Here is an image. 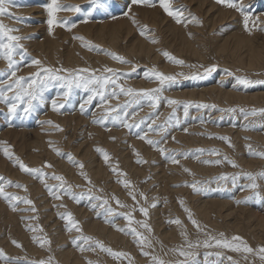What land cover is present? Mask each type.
Wrapping results in <instances>:
<instances>
[{
	"label": "rangeland",
	"instance_id": "374dc122",
	"mask_svg": "<svg viewBox=\"0 0 264 264\" xmlns=\"http://www.w3.org/2000/svg\"><path fill=\"white\" fill-rule=\"evenodd\" d=\"M58 1L64 6H79L80 8L79 12L60 11L57 13L58 20L66 19L76 23L77 26L71 31L53 25L52 32L49 33L47 7L44 9L45 13L40 10L42 14L39 9L47 6L51 0H6L4 8L6 9V13H10L11 16L7 14L0 15V22L7 27L19 29L18 32L12 34L24 37L20 43L24 46L23 51H25V59L24 63L21 65L20 71L17 73L18 76L28 77L37 71V66L30 64L32 59H39L44 66L59 67L62 65L64 68L69 69H74L76 67L75 69L91 68L102 71L104 67H110L125 74L119 79L118 83L122 84L125 88L138 90L156 88L159 86L157 81L145 78L144 76V73L153 66L166 74L183 73L185 76H191L194 73H203V69L199 67L200 65L207 67L215 64L217 65V71L203 80L184 79L183 76H178L177 82L170 88H166L162 93V97L175 99L181 102L214 104L217 107L215 109H197L195 107H189L188 116L185 117L182 105L169 106L166 100L162 98L159 107L155 110L160 113V118L156 123H163L171 115L172 109L176 108L172 125H175L176 119H179L180 124L178 127H168L167 132L163 133V135L167 137V140L165 143H162L160 147L168 149L169 151L161 154L145 141L137 138V133L143 134L148 131V124L151 123L150 120H145V123L141 124L139 129L134 128L131 131L122 126L113 125L111 122L104 126L95 124L92 122L94 119L92 114L96 113V115L99 116L103 111L100 106L99 98L94 99L91 104L86 105L88 109L87 113L81 114L80 104L91 95L90 92L85 91L83 88L73 89L65 108L61 109L60 112H54L51 109L52 99H57L58 103L64 102L63 98L58 96V93L63 91L58 84H54L44 93L45 99L48 102L44 105H37L36 110L30 114L23 112V105L17 109L15 114H11L8 112L7 105L0 103V176L15 183L26 185L27 191L15 187H6V191L12 192L20 197L31 199L37 209L35 213L31 211H22V209L32 206L19 203L17 211H12L9 205L0 198V248L4 250L5 254L12 258H18V264H24L25 259L33 261L47 259L49 255L54 257L56 264H70L65 261L69 258V262H72L71 260H73V257H75V259L79 258L81 264H87L89 260L92 261L93 264H129L130 260L131 264H152L151 255H155L165 261L184 259L183 257H179L178 253L170 251L173 248L183 246L185 250L194 252L197 264H206V253L209 252H219L220 255L218 257L216 255L207 256V264H232L235 260L232 258L230 260L229 257H233L237 252L230 249H220L217 247L205 248L203 246L187 249L185 237L179 234L182 230H186V232H188L187 240L193 243L197 240L202 242L206 239L203 233H198L196 228L190 223L179 201H184L185 206L191 209L193 217L205 227L206 231H208L214 228L213 224L204 223L201 219L200 211H198L202 201H205L207 198V200L214 199L224 201L223 206H219L218 204L214 205L210 215V218L215 221V223H221L224 219L225 224L222 225L224 228L222 226L220 227V225L214 228L216 229L215 232L217 231V236L221 232L225 234L228 232L230 236L238 234L241 237L243 235L242 239L248 237V235L254 237L260 236V239H257V244L254 242L252 243L250 239V241L246 240V238L243 239V241H247L246 244L253 249H258L261 245L264 246V235H261L262 233L259 229H256V221L254 220L255 217H264V178L258 175L261 171H264V159L251 156L249 154V149L246 147L251 144L254 150L264 151V127H261V125L264 124V116H249L248 119L245 120L244 114L239 110L243 108L245 111H251L253 108H264V83H260V81H264V40L262 41V39H264V30H262L264 29V23L262 22L263 16L261 14V12L264 13V0H240L245 9H247V14L249 13L250 32L245 30L243 16L239 15L241 14L240 12L224 4L222 6V4H218L217 2L214 3L216 6L220 5L219 8L217 7L219 10L234 11V14L239 18L234 20H232L233 18H231V20L224 19L223 21L214 23V21L212 22V20H210L212 17L210 18L209 15L215 13L213 11L209 12L210 14L206 13L205 10L207 8L205 7H202L204 12L200 11L197 3L199 0L193 1V3H190V0H174L173 7H182L184 11L186 10L184 12L186 18L190 19L191 16H195L202 23H188L187 27H185L183 24H177L173 18L165 15V13L157 7L160 15L159 17H162L164 20H166L167 17L168 21H166L171 23V25H178L175 29H172L173 31H166L162 23H152L148 19L138 15L140 13L137 12V10L135 11V8L142 7V9H148L150 12L153 8L131 5L130 0H97L95 5L92 0H82L81 2H76L75 0ZM129 8H131L133 12L129 15L135 14L139 24L147 25L149 29L154 30L150 32L149 35H154L158 39V43L153 44L149 39L139 35L137 26L133 25L129 17L124 15L125 12L129 11ZM89 11L92 12L91 17H87ZM41 15L43 17H41ZM86 17V24L89 21V23L94 26L99 25V23L111 22L125 17L130 22V27L132 28L131 34L126 38H124V35L121 40H119L117 48L112 47L107 41L103 43L102 41L104 39L100 37L98 38L101 40H97L96 37H94L97 36L95 33L94 36H92L83 32L82 27L86 25L84 22ZM207 17L209 18L207 19ZM112 18H115V20ZM93 22L94 24H92ZM79 29L81 31V33L79 31L80 34L77 33ZM234 32L235 34H243L258 39L256 40L258 44L256 51L252 55H250L249 49L246 46H241L238 42H234V37L228 39V41L225 40L226 37H231V35L234 36ZM180 33L186 34L185 36L187 37L189 33L192 34L191 37H188L189 40L192 38V42H189V44L196 45V47H198V49L196 48L198 52H190L189 50H185V48L180 51L181 46L172 38V34L178 36ZM56 34H58V42L61 41L59 43V48L56 49L55 52H52V54L41 42L45 41L46 37H55ZM74 36H83L86 41L98 46L99 49L117 53L125 57V59L131 63L121 64L106 55L104 51L97 50L96 48L88 50L82 46L80 40L74 39ZM139 37L146 43L148 41V45L154 46L156 51L153 49L154 54L152 53V56L149 55L148 57L146 53L138 52L137 47L135 50L132 49V44H137V38ZM33 47L37 49V52L36 50H32L34 49ZM71 48H73L75 52L77 51L76 54L80 60L79 64L78 62H73L74 64L71 61L69 62L68 57L66 59V55L69 54ZM164 51H167L178 59H183L185 65L179 66L167 60L162 54ZM43 53L45 56L42 55ZM52 55L53 59L50 57ZM16 59H19V56H17ZM76 63L78 64L77 66L75 65ZM109 63L112 64L110 65ZM189 65H194L195 67H189ZM6 67V62L0 59V69ZM23 68L30 71H24ZM133 68L135 70H133ZM225 70L231 71L234 75H227ZM236 76H246L255 83L248 88H243L238 85L234 88L233 85L236 84ZM0 79H2V77H0ZM227 91L229 94H224ZM9 95H11V93H9ZM129 99L131 98L121 95L118 100L112 99L110 104L111 106H115L118 103L124 104L125 101ZM142 104V110L136 105L128 109L129 113L136 112L134 117H129L130 123H137L153 112V109L148 106L147 101H142ZM233 107L236 108L237 111L228 112L219 110ZM51 113L56 114L59 118L51 115ZM114 114L115 113H113V115ZM78 118H81V120H79L78 124H76L77 126H75L74 122H77ZM45 121H52V124L44 123ZM66 124H68V126ZM54 125H59L63 129V132L61 131V133L55 130ZM184 128L188 129L187 133L183 131ZM253 128L254 130H252ZM36 129H42L40 131L41 134L45 132L47 136H45L44 140L38 136L39 133H36ZM99 130H101V132ZM94 133L97 134L95 135ZM48 136H52L53 139ZM56 136L58 138H56ZM210 136L212 138H209ZM219 136L229 137L232 147L229 146L227 141L218 139L217 137ZM111 137H115V140H112ZM173 137H175V140H173ZM148 138L160 140L161 137L155 133L149 132ZM48 139L52 142L53 147L50 146V141H48ZM34 140H37L39 145L44 144L39 148L37 145H33ZM107 142L116 144L113 146L107 144ZM4 147H8L11 153L19 157L30 167L40 168L45 162L51 164V168L43 169L49 177L52 174L63 175L67 184L72 186L71 191L73 193L77 195L84 193L85 195L79 202H76L70 196L63 193H61L62 199H54L49 195L39 178L23 173L18 166H14L12 162L5 158L3 154ZM52 148L59 149L60 152L65 155H57ZM97 148L103 149L109 154L110 159L107 163L103 159V154L96 151ZM198 149H204L205 151L200 153L197 151ZM211 149H217L220 155H209V150ZM134 150L139 152V157L134 154ZM171 150H175L179 153H188L189 156L187 159L178 156L177 158L180 163L173 164L168 158L170 155L174 154ZM69 153L76 161L84 164L83 171L86 172L87 176L90 178L91 184L79 174L81 169L75 167L73 163L67 159V154ZM84 153H88V155L84 157ZM32 154H37L35 160L31 157L33 156ZM224 156H227L229 160L235 161L239 167L234 168L227 162H222L219 165L214 163L205 164L202 162L204 160H222ZM197 157H199V159H197ZM138 158L146 160L147 163L137 164L136 160ZM99 163L103 165L104 171L100 176H95L93 173V170H95L94 166ZM60 164L63 165L60 166ZM112 168H116L118 173L126 175H118L112 171ZM184 168L190 169L192 174L185 172L183 170ZM245 173L256 175L255 182L258 184L257 189L245 187L252 183V181L246 178L244 175ZM221 174H228L229 180L227 182L218 180L217 178ZM236 174H239V178L237 179L236 185L233 186L231 177ZM118 180L131 181V189H126ZM194 181H201L202 183L211 181V183L207 184V187L212 190L193 193L190 187L175 186L184 185L185 183L191 184ZM46 182L49 185L60 183L50 178L47 179ZM77 185H79V187H77ZM100 189H102V191H100ZM130 190L136 194L137 201H139L138 205L131 199L129 195ZM89 193L92 196H101L107 199L108 203L104 208L98 206L93 209L92 204L99 205L103 201L90 200ZM139 193H143L144 196L147 197V202H145ZM255 193H259V196H256ZM113 196L118 198L122 204L127 205V207L118 206L116 200L112 198ZM246 198H248L247 203H237V201H242ZM153 202L156 203V207H149ZM61 204L65 205V207H58ZM54 205L56 206L54 207ZM139 206L149 207L148 217H144L143 214L139 212ZM108 207L113 210L111 216H108L105 211ZM134 208L136 210H133ZM67 212H71L73 218L79 221L82 233H77L75 230L72 232L66 230L67 222L60 219L59 214ZM120 213H130L133 221L132 224L129 225V220L125 219ZM9 215L12 216L11 220H9ZM32 216H36L37 219H22V217ZM106 217L108 220L112 221V223H105ZM176 218L182 221L183 226L186 225L182 227L168 222ZM251 220L255 222L253 223ZM135 221L148 223L153 231L149 233L146 229L137 225ZM94 223L106 227L109 231L105 232L106 234L98 233ZM26 225L36 227L37 231H29ZM130 226L137 228V230L141 232L143 236H146L151 243H155H152V249L144 248V251L151 253L150 256H144L141 252V246L135 242L134 236L126 234ZM118 228H124L126 231H118ZM40 229L43 231H40ZM249 229L254 230L251 231L253 234L249 232ZM112 231L119 232L121 239L111 238V240L107 233ZM162 232L167 233V238H164L167 242L166 244L156 243V240L158 241L159 237L162 236ZM208 232L212 235L210 231ZM228 234H226L225 237L230 239L227 236ZM34 235L49 239L51 241L50 246L45 245L43 248L39 247L32 241ZM79 235L91 236L93 240L103 242L106 247H110L113 251H122L130 254V256L114 258L108 253L101 251L99 248H97L96 251L81 252L78 250L77 246L72 243L73 239ZM152 236L154 239L150 238ZM12 239L20 242L23 247H15L11 243ZM79 243L83 244L82 241ZM157 244L161 248H158L156 246ZM163 245L169 249L165 250L162 248L164 247ZM84 247H87V245H84ZM244 255L249 257L248 260L254 257L253 259L257 262H262L255 253H243V256ZM246 263L249 264L250 262L246 261ZM0 264H5V261L0 259Z\"/></svg>",
	"mask_w": 264,
	"mask_h": 264
},
{
	"label": "snow or ice",
	"instance_id": "6c2138e0",
	"mask_svg": "<svg viewBox=\"0 0 264 264\" xmlns=\"http://www.w3.org/2000/svg\"><path fill=\"white\" fill-rule=\"evenodd\" d=\"M6 0H0V15H9L10 13H6V9L4 8ZM93 4L95 5L97 3V0H92ZM218 4H224L229 8L235 9L236 11L240 12L243 16L244 26L246 31H251L249 28V20L250 17L246 12V9L244 5L240 2V0H216ZM131 5H139V6H146L149 8H157L159 7L167 16L173 18L177 24H183L185 27H187L188 23H195V24H201L202 22L199 21L195 16H191L190 19L186 18L184 16V10L182 7H173V0H130ZM49 19L47 21L49 25V33L52 32V26L57 25L63 28H66L68 31H71L73 28H75L77 25L74 22H70L66 19H57V13L60 11H72V12H79L80 8L79 6H64L58 2V0H51V2L46 6ZM131 12V8H129L128 12H125L124 15L128 16L133 25L137 26L139 35L142 37H145L146 39H149V41L153 44L158 43V39L152 35L150 36L149 33L154 31L148 28L147 25L139 24L136 20L135 14L129 15ZM92 12L89 11L87 14V17H91ZM87 17L85 18L84 22H87ZM20 19V18H16ZM264 30V29H262ZM19 29L16 28H10L5 26L2 22H0V59H3L7 67L4 69H0V103H4L7 105L8 112L11 114H15L17 109L23 105V112L26 114H30L31 112L36 110L37 105H44L48 101L45 99L44 93L52 87L54 84H58V86L63 89L62 92L58 93L59 97L63 98V103H58L57 99L51 100V109L54 112H60L61 109H64L70 95L72 94V91L74 88H83L85 91H88L91 93L87 97L86 100H84L80 104V112L81 114H86L88 109L86 108V105H89L92 103V101L96 98H99L100 106L103 109L101 114L99 116L96 115V113H93V123L104 126L111 122L113 125L122 126L124 128L129 129L131 131L132 129L136 128L139 129L140 125L145 123V120H150L151 123L148 124V131L144 132L143 134L137 133V138L140 140L145 141L148 145L152 146L154 150H158L161 154H164L168 152V149H165L163 147H160L162 143H165L167 140V137L163 135V133H166L168 130V127L172 126H179L180 121L179 119H176L175 125H172V120L175 117L176 108L172 109L171 115L165 120L163 123L157 124L156 121L160 118V113L155 111L159 107L160 100L163 98L166 100L167 105L173 106V105H182L184 116H188V110L189 107H195L197 109H215L217 106L214 104H208V103H192V102H181L175 99H169L167 97H162V93L166 88H170L177 82L178 76H183L184 79H206L209 75L217 71V65L212 64L210 66H204L200 65L199 67L203 69V73H194L191 76H185L183 73H177V74H166L164 72H161L156 69L155 66H153L151 69L147 70L144 73L145 78L148 79H154L158 82L159 86L156 88H150V89H132V88H125L122 84L118 83L119 79L125 75L124 73H120L119 70L110 68V67H104L103 70L99 69H91V68H79V69H69L64 68L62 65L59 67H51V66H44L42 64V61L39 59H32L30 61L31 65L37 66V71L32 73L30 76H18L17 73L20 71L21 65L24 63L25 59V51H23V45L20 43L24 37L14 35L12 33L18 32ZM191 37V33L188 34ZM74 39L80 40L82 42V46L85 47L88 50H92L93 48H96L97 50H101L98 48V46L91 44L90 42L86 41L83 36H74ZM104 51L106 55L111 57L113 60L120 62L121 64H129L131 63L125 57L109 52L106 50ZM167 60L173 62L176 65L184 66L185 61L183 59H178L177 57L171 55L167 51H164L162 53ZM19 56V59H16V57ZM189 67H195L194 65H189ZM133 70H135L133 68ZM226 74L229 76L234 75L231 71L225 70ZM236 84L233 85V87L241 86L243 88H248L251 85H253L255 82L251 79H248L246 76H236ZM260 83H264V81H260ZM11 93V95H9ZM123 95L125 97H130L131 99L126 100L124 104H116L115 106H111L110 101L112 99H119V97ZM142 101H147L148 106L153 109V112L146 118H142L137 123H130L129 117H134L136 115V112L129 113L128 109L132 107L133 105H136L141 110L143 108ZM107 106V107H105ZM220 111H228V112H235L237 111L236 108H228V109H219ZM240 112L244 114L245 120L248 119L249 116H257L261 115L264 116V108H253L251 111H245V109L240 108ZM113 113H115L113 115ZM44 123L52 124V121H45ZM261 127H264V124L261 125ZM55 130L57 131H63V129L59 125H54ZM247 130V126H246ZM254 130V128L252 129ZM183 131L185 133L188 132L187 128H184ZM152 132L156 135H159L161 138L160 140H153L148 138V133ZM209 138H212L211 136ZM218 139L222 141H227L229 143V146L232 147L231 141L229 137L226 136H219ZM112 140H115V137H111ZM247 139V138H246ZM173 140H175V137H173ZM6 143V142H5ZM50 146L52 142H49ZM249 149V154L254 157H259L261 159H264V151H257L252 148V145L249 144L246 146ZM53 151L56 152L57 155L63 156L64 153H61L59 149L53 148ZM97 152H100L103 154V159L107 163L110 159L109 154L104 151L103 149L97 148ZM174 154L170 155L168 158L173 164H179L180 161L177 158L178 156H182L184 159H187L189 154L188 153H179L175 150H171ZM200 153H203L204 149H198L197 150ZM3 154L5 158H7L10 162L13 163L14 166H18L20 171L23 173H26L28 175L37 177L40 179V181L44 184L45 189L48 191L49 195H51L54 199L60 200L62 199V195L66 194L70 196L73 200L76 202H79L80 199L85 195L84 193H80L77 195L76 193H73L71 191L72 186L70 184H67V181L63 175H56L52 174L50 177L46 172L43 171L44 168H51L52 165L48 164L47 162L44 163L40 168H33L25 164L19 157H16L13 153L9 151L8 147L3 148ZM134 154L139 157L140 154L138 151L134 150ZM209 155L219 156L220 153L217 149H211L209 150ZM67 159L73 163V165L79 169L80 175L89 183L91 184L90 178L87 176L86 172L83 171L84 164L82 162L76 161L73 156L69 153L67 154ZM199 159V157H197ZM205 164H216L219 165L222 162H227L232 167L236 168L239 167L235 161L229 160L227 156H224L223 159H217L215 161H209L204 160L202 161ZM137 164H144L147 163L146 160L142 158H138L136 160ZM185 172L191 173V170L188 168L183 169ZM112 171L114 173H117L118 175H126L123 173H118L116 168H112ZM247 179L252 181V183L246 185V188L249 189H257L258 184L256 181V175L252 173H245L244 174ZM261 178H264V171H261L258 174ZM53 179L56 181H59V184H53L49 185L46 180L47 179ZM239 178V174L233 175L231 177V183L233 186L236 185L237 179ZM220 181L227 182L229 180L228 174H221L218 178ZM119 183L123 184V186L126 189H131V181L129 180H118ZM211 183V181L208 182H201V181H194L191 184L185 183L184 185H175L176 187L180 186H186L190 187L193 190V193H199V192H207L212 189H209L207 187V184ZM199 185V186H198ZM6 187H15V188H22L24 191H27V186L15 183L11 180L6 179L3 176H0V198H2L11 208L12 211H17V207L19 203H23L26 205H30L32 207L22 209V211H31L33 213L37 212V209L34 206V203L31 199L27 197H20L12 192L6 191ZM79 187V185H77ZM102 191V189H100ZM129 195L131 196V199L136 202V204H139V201H137V196L133 191H129ZM141 197L147 202V197L144 196L143 193H139ZM256 196H259V193H255ZM116 200V203L120 207H127V205L122 204L118 198L115 196L112 197ZM89 199L90 200H102L103 202L99 205L92 204V208L95 209L98 206L100 208H104L105 205L108 203L107 199H104L101 196H92L89 193ZM247 199L242 201H237V203H247ZM181 208L183 211L187 214V218L190 221V223L196 228L198 233H203V235L206 237L205 240L202 242L197 240L195 243L192 241L187 240V232L186 230L181 231V235L185 237L186 239V248L187 249H194L198 248L200 246H203L205 248H224V249H230L235 252H243V253H255L258 258L261 261H264V246L259 247L258 249H253L250 246L246 244V242L243 241L242 237L239 236H232L231 239H228L225 237L224 233H219L218 236L211 235L208 231L205 230V227L202 226L194 217L191 209L185 206L184 201H179ZM56 205H54L55 207ZM58 207H65V205H59ZM149 207L155 208L156 203L153 202L149 205ZM149 207L139 206L138 210L140 213L143 214L144 217H148L149 215ZM133 210H136L135 208ZM108 216L112 215V208L108 207L105 209ZM99 215V214H98ZM120 215L124 216L125 219L129 220V225L132 224V219L130 213H120ZM60 219L65 220L66 223V230L68 232H72L75 230L77 233H82V228L79 225V221L75 220L73 218V214L71 212L67 213H60L59 214ZM24 220H35L37 219L36 216L32 217H22ZM169 223L182 225V221L179 218L173 219L168 221ZM105 223H112V221L108 220L107 217L105 218ZM137 225H140L144 229H146L149 233L153 231L151 226L146 222L141 221H135ZM27 229L31 232H36L37 228L33 227L31 225H26ZM118 231L125 232L126 230L124 228H118ZM40 231H43L40 229ZM126 234H131L135 238V242L141 246V252L144 256H150L151 253L148 251H144V248H151L152 243L151 241L141 234L135 227H129L127 229ZM32 241L36 243L39 247L43 248L45 245L51 244V241L47 238H41L39 236L34 235L32 237ZM80 241L83 242V244L79 243ZM214 242V243H213ZM11 243L17 247L22 248L23 245L18 242L15 239L11 240ZM73 244H75L79 251L85 252V251H96L97 248H99L101 251L108 253L114 258L118 257H125L130 256V254L124 253V252H117L113 251L110 247H106L103 242L99 240H93V237L91 236H84L79 235L75 237L72 241ZM84 245H87V247H84ZM50 251V247H49ZM170 251L174 253H178L179 257H183L184 259H177L175 261H165L155 255H151L152 264H197L195 260V254L192 251L185 250V248L179 247L171 249ZM216 255L217 257L220 255L219 252L216 253H206V264H207V256ZM0 259H3L5 261V264H18V258H12L5 254L4 250L0 248ZM231 260V257H229ZM247 259V257H245ZM24 264H56L54 261V257L52 255H49L47 259H40V260H27L25 259ZM87 264H93L92 261H88ZM129 264H131V260L129 261ZM232 264H237L236 261H233Z\"/></svg>",
	"mask_w": 264,
	"mask_h": 264
},
{
	"label": "bare ground",
	"instance_id": "6f19581e",
	"mask_svg": "<svg viewBox=\"0 0 264 264\" xmlns=\"http://www.w3.org/2000/svg\"><path fill=\"white\" fill-rule=\"evenodd\" d=\"M60 1H62L63 2V0H60ZM73 1V0H72ZM76 2L77 1H82V0H75ZM87 1V0H86ZM174 1V0H173ZM193 1H196V0H190L189 2L190 3H193ZM198 1V0H197ZM59 2V1H58ZM61 2V3H62ZM68 2V1H67ZM210 2V3H209ZM214 2H216V0H212V1H208V0H199V2H197L198 3V9L200 10V11H203L204 12V9L202 8V7H205V8H207L206 10H205V12L206 13H208V14H210L209 12H211V11H213L215 14H213V13H211L209 16H210V18L212 17V19H210V20H212V22L214 21V23L215 22H218V21H223L224 19H230L231 20V18H233L232 20H234V19H238L239 17L236 15V14H234V11H228V10H219L218 8H219V6H216L215 5V3ZM254 2V1H253ZM257 2V1H256ZM256 2H255V4H256ZM261 2V1H260ZM60 3V2H59ZM72 3V2H71ZM174 3V2H173ZM258 3V2H257ZM69 4H70V2H69ZM182 4V3H181ZM196 4V3H195ZM245 4V3H244ZM254 4V5H255ZM261 4H262V2H261ZM75 5V4H74ZM197 5V4H196ZM263 5H264V3H263ZM129 6V5H128ZM222 6H223V4H222ZM246 6H247V4H246ZM252 6H253V4H252ZM251 6V7H252ZM257 6H259V5H257ZM45 7L46 6H44L43 8H38L39 9V11L41 10L43 13H45L44 12V9H45ZM218 7V8H217ZM250 7V6H249ZM254 7V6H253ZM252 7V8H253ZM256 7V6H255ZM131 8H135V7H131ZM158 8H153V10H150V12L148 11V9H142V7L141 8H135V11L137 10V12H139L140 14H138V15H140L142 18H145V19H148L149 21H151L152 23H162V26L164 27V29H166V31H168V30H170V31H173L172 29L174 28H176V26H178V25H171V23H169V22H167L168 20H167V17H166V20H164L162 17H159L160 15H159V11L157 10ZM186 9V8H185ZM214 9H215V11H214ZM224 9H226V8H224ZM255 9V8H254ZM22 10V9H21ZM27 10H29V9H27ZM33 10H34V8H33ZM159 10H161V9H159ZM189 10V9H188ZM230 10H232V9H230ZM247 10V9H246ZM258 10V9H257ZM259 10H261V9H259ZM264 10V9H263ZM30 11V10H29ZM38 11V10H37ZM40 11V12H41ZM186 11V10H185ZM184 11V12H185ZM217 11V12H216ZM250 11V10H249ZM254 11V10H253ZM39 12V13H40ZM42 12H41V14H42ZM131 12H132V10H131ZM130 12V13H131ZM256 12V11H255ZM129 13V14H130ZM133 13V12H132ZM249 14V13H248ZM258 14V13H257ZM261 14H262V22L264 23V13H262L261 12ZM166 15V14H165ZM239 15H241V14H239ZM250 15H252V14H250ZM41 17H43L42 15H41ZM138 17V16H137ZM140 17V18H141ZM206 17V16H205ZM209 17H207V19H208ZM112 19H114L115 20V18H112ZM118 19V18H117ZM206 19V18H205ZM253 19H254V17H253ZM260 19H261V16H260ZM88 23H89V21H88ZM87 23V24H88ZM99 23V22H98ZM102 23V22H101ZM86 24V23H85ZM85 25V26H83V25H81V26H83L82 27V30H83V32H85V33H87V34H90V35H92V36H94V33L97 35V36H94V37H96V39L97 40H101V39H104L102 42L103 43H105L106 41L112 46V47H115V48H117V45H118V43H119V40H121V38L124 36V38H126V37H129V35L131 34V30H132V28L130 27V22L125 18V17H123V18H121V19H118V20H115V21H111V22H104V23H102V24H100L99 23V25H91V23H89L88 25ZM92 24H94V22L92 23ZM96 24V23H95ZM133 24V23H132ZM131 24V26L133 27V25ZM165 26H164V25ZM262 24V23H261ZM167 25V26H166ZM79 26V25H78ZM43 27V26H42ZM57 27V26H56ZM60 27V26H59ZM80 28V27H79ZM254 28H256V27H254ZM196 29V28H195ZM197 30V29H196ZM54 31V30H53ZM59 31V30H58ZM79 31H80V29L78 30V32L77 33H79ZM184 31V30H183ZM182 31V32H183ZM54 32H56V31H54ZM201 32V31H200ZM254 32V31H253ZM258 32V31H257ZM256 32V33H257ZM48 33V32H47ZM71 33V32H70ZM80 33H81V31H80ZM79 33V34H80ZM49 34V33H48ZM68 34V33H67ZM71 34H73V33H71ZM200 34V33H199ZM235 34V32L233 33V35ZM253 34H255V33H253ZM55 35V34H54ZM64 35V34H63ZM90 35H88V36H90ZM186 34H182V33H180V34H178V36L176 35V34H172V38H173V40H175L181 47H180V51H182L183 50V48H185V50H189L190 52H198L197 51V49H198V47H196V45H194V44H189V42H192L191 40H192V38H191V40H189V36L187 37V36H185ZM62 36V35H61ZM198 36V35H197ZM196 36V37H197ZM46 37V36H45ZM91 37V36H90ZM98 37H100L101 39H99ZM196 37H195V39H196ZM199 37V36H198ZM232 37H234L233 39H234V42H238L241 46H246L248 49H249V52H250V55H252L255 51H256V48H257V43H256V40H258L257 38H251V37H248L247 35L245 36V35H243V34H235L234 36H232L231 35V37H226L225 38V40H227L228 41V39H230V38H232ZM57 38H58V34H56V36L55 37H46V39H45V41H43V42H41L42 43V45L44 46V47H47V49H49L50 51H51V53L52 52H55L56 51V49H58L59 48V46H60V41L58 42V40H57ZM138 40H137V44H132V49L133 50H135V48L137 47L138 48V52L140 51V52H143V53H146L147 54V56L149 57V55L150 56H152V53H153V49H154V46L153 45H148L147 43H148V41H147V43L145 42V41H143L140 37L139 38H137ZM44 40V39H43ZM224 40V41H225ZM264 39H262V41H263ZM29 41V40H28ZM27 41V42H28ZM196 41H198V40H196ZM63 42V41H62ZM202 42V41H201ZM28 43H30V42H28ZM194 43H195V41H194ZM28 45V44H27ZM30 45H32V44H30ZM109 45V46H110ZM137 45V46H136ZM33 46V45H32ZM195 46V47H194ZM30 47V46H29ZM72 47H73V44H72ZM34 48V47H33ZM42 48V47H41ZM197 48V49H196ZM43 49V48H42ZM45 49V48H44ZM32 50H36V52H37V49H32ZM114 50V49H113ZM155 50V49H154ZM40 51H42V50H40ZM47 51V50H46ZM46 51H45V54H46ZM156 51V50H155ZM154 51V52H155ZM32 52H34V51H32ZM35 52V53H36ZM77 52V51H76ZM76 52L73 50V48H71L70 49V51H69V54L68 55H66V59H67V57H68V60H69V62L71 61L72 63L73 62H78V64H79V58H78V56H77V54H76ZM48 53V52H47ZM40 54H41V52H40ZM40 54H39V56H40ZM53 54V53H52ZM154 54V53H153ZM42 55H44V53L42 54ZM38 56V55H37ZM45 56V55H44ZM47 56V55H46ZM157 56V55H156ZM41 57V56H40ZM50 57H52V59H53V55L52 56H50ZM102 57V56H101ZM104 57V56H103ZM155 58V57H154ZM106 59V58H105ZM157 59V58H156ZM68 60H67V62H68ZM110 60V59H109ZM53 61V60H52ZM50 62H51V60H50ZM100 62H102V61H100ZM110 62H111V60H110ZM107 63V62H106ZM69 64H71V63H69ZM74 64V63H73ZM77 63L75 64L76 66L78 65ZM92 64V63H91ZM96 64V63H95ZM110 65L112 64V63H109ZM34 66V65H33ZM70 66V65H69ZM73 66V65H72ZM80 66V65H79ZM78 66V67H79ZM92 66V65H91ZM31 67V66H30ZM74 67V66H73ZM72 67V68H73ZM26 68H28V67H26ZM24 69V71L26 70H28V69ZM33 68V67H32ZM76 68V67H75ZM74 68V69H75ZM30 69V68H29ZM35 69V68H34ZM22 70V69H21ZM164 70H165V67H164ZM23 71V72H24ZM28 71H30V70H28ZM27 71V72H28ZM137 88V87H136ZM229 91V90H228ZM225 92L224 94H226V95H228L229 94V92ZM178 93V92H177ZM183 93V92H182ZM178 95V94H177ZM179 99H180V97H179ZM51 115H54L56 118L58 117V116H56V114H54V113H51ZM66 115V114H65ZM70 115V114H69ZM47 116H48V114H47ZM62 116H64V115H62ZM67 116V115H66ZM59 118V117H58ZM63 118V117H62ZM67 118V117H66ZM83 118V117H82ZM68 119V118H67ZM64 120V119H63ZM62 120V121H63ZM79 120H81V118H78V120H77V122H74L75 123V126H77L76 124H78V121ZM66 122V121H65ZM68 122V121H67ZM70 122V121H69ZM67 126H68V124H66ZM72 125V124H71ZM73 126V125H72ZM71 126V127H72ZM70 127V126H69ZM67 128V127H66ZM67 129H69V128H67ZM34 130V129H33ZM42 129H36V133H39L38 134V136H40L43 140L45 139V136H47L46 134H45V132H44V134H41V131ZM71 130V129H70ZM69 130V131H70ZM73 130H74V128H73ZM32 131V130H31ZM38 131V132H37ZM96 131V130H95ZM100 132H101V130H99ZM99 131H98V133H99ZM114 131V130H113ZM113 131H111V132H113ZM26 132H27V130H26ZM30 132V131H29ZM59 132H61V131H59ZM63 132V131H62ZM61 132V133H62ZM94 132V131H93ZM107 132V131H106ZM105 132V133H106ZM109 132V131H108ZM104 133V132H103ZM15 134H17V133H15ZM95 134V133H94ZM97 134V133H96ZM95 134V135H96ZM102 134V133H101ZM108 134V133H107ZM112 134V133H111ZM115 134V133H114ZM59 135V134H58ZM109 135V134H108ZM38 136H37V138H38ZM99 136V135H98ZM117 136V135H116ZM48 137H51L52 138V136H48ZM60 137H61V135H60ZM241 137V136H240ZM36 138V139H37ZM47 138V137H46ZM56 138H58L57 136H56ZM108 138H110V137H108ZM53 139V138H52ZM40 140V139H39ZM107 140V139H106ZM41 141V140H40ZM48 141H50L49 139H48ZM111 141V140H110ZM44 144V143H43ZM43 144H41V145H43ZM107 144H110V145H115L116 143H112V142H107ZM33 145H37V147H39V148H41V145H39V142L37 141V140H34L33 141ZM46 145V144H45ZM51 146H52V144H51ZM46 147H48V146H46ZM53 147V146H52ZM43 148V147H42ZM53 149V148H52ZM86 150V149H85ZM49 151V150H48ZM145 151V150H144ZM145 154H146V152H145ZM33 156H31L32 158H33V160H35L36 159V155L37 154H32ZM88 155V153H84L83 154V156L84 157H86ZM31 159V158H30ZM59 165V164H58ZM63 165V164H62ZM61 164H60V166H62ZM61 168V167H60ZM94 168H95V170H93V173H94V175L95 176H100V174L104 171V169H103V165L101 164V163H99V164H97L96 166H94ZM1 169H2V166H1ZM77 178V177H76ZM39 192V191H38ZM36 194V193H35ZM208 199V198H207ZM205 200V201H202V204H200L201 206H199L198 208H199V210L198 211H200L199 213H200V216H201V219L204 221V223H206V224H213V227L215 228V227H218V225H220V227L222 226V225H224L225 223H224V219H223V221L220 223L219 221V223H215V221H213L211 218H210V215H211V211H212V209L214 208V205H216V204H218L219 206H223L224 205V201H221V200H214V199H212V200ZM73 207V206H72ZM76 208V207H75ZM78 208V207H77ZM74 210V209H73ZM81 211H83V210H81ZM75 212V211H74ZM180 213V212H179ZM238 213V212H237ZM77 214V213H76ZM82 214V213H81ZM80 214V215H81ZM28 215V214H27ZM78 215V214H77ZM25 216H26V214H25ZM9 217V220H11L12 219V216L11 215H9L8 216ZM16 217V216H15ZM217 219V218H216ZM254 220L256 221H254L255 222V227H257L256 229H259V231L262 233L261 235H264V217H255L254 218ZM252 221V220H251ZM253 222V221H252ZM253 222V223H254ZM95 224V223H94ZM183 225V224H182ZM186 225V224H185ZM184 225V226H185ZM183 226V227H184ZM211 226V225H210ZM95 227L97 228V231H98V233H100V234H102V233H105V232H108L109 230L106 228V227H104V226H101V225H98V224H95ZM223 227V226H222ZM187 228V227H186ZM186 228H184V229H186ZM214 228H211V229H209L208 231H210L211 233H212V235L213 236H217V231L215 232V230L216 229H214ZM224 228V227H223ZM222 228V229H223ZM178 229H179V227H178ZM188 229V228H187ZM221 229V230H222ZM224 230V229H223ZM229 230V229H228ZM250 231V233H252L251 231H254V230H252V229H249ZM214 231V232H213ZM225 232V231H224ZM97 233V232H96ZM106 234V233H105ZM104 234V235H105ZM109 236L108 237H110V239L111 238H116V239H121V237L119 236V232L117 233V232H115V231H112V232H109V233H107ZM179 234H181V233H179ZM225 234V233H224ZM226 234H228V232H226ZM225 234V235H226ZM232 234V233H231ZM253 234V233H252ZM187 235H188V232H187ZM190 235V234H189ZM230 239H231V237L232 236H239L238 234H236V235H227ZM170 237V236H169ZM240 237V236H239ZM241 237H243V235L241 236ZM123 238H124V236H123ZM122 238V239H123ZM150 238H153V236L152 237H150ZM157 238V237H156ZM156 238H155V240H156ZM164 238H167V233H163L162 232V236H160L159 237V240L157 241L156 240V243L157 242H159V243H163V244H166L167 242L165 241V239ZM191 238V237H190ZM246 238V240H248V241H250L251 240V242L253 243H256L257 242V239H260V236H257V237H254V236H249L248 235V237H245ZM245 238H243V239H245ZM154 239V238H153ZM152 239V240H153ZM169 239V238H168ZM178 239V238H177ZM250 239V240H249ZM112 240V239H111ZM154 240V241H155ZM174 240H176V239H174ZM177 241V240H176ZM175 241V242H176ZM179 242V241H178ZM245 242V241H244ZM247 242V241H246ZM152 243H154V242H152ZM168 243H170V242H168ZM173 243V242H172ZM177 243V242H176ZM258 243V242H257ZM256 243V244H257ZM155 244V243H154ZM179 244V243H178ZM261 245V244H260ZM158 248H161L158 244L156 245ZM156 246H154L155 248H157ZM164 247H162V248H164L165 250H168L169 248H166V246L165 245H163ZM258 246V245H257ZM261 246H263V245H261ZM182 247V246H181ZM147 248V247H146ZM173 248V247H172ZM179 248V247H178ZM152 249V248H151ZM174 249V248H173ZM220 249H222V248H220ZM255 250V249H254ZM221 252H223V251H221ZM235 252V251H234ZM233 252V253H234ZM247 255V254H246ZM250 255V254H249ZM252 255V254H251ZM254 255V254H253ZM231 257V256H230ZM245 257H247V256H243V253H238L237 252V254H234L233 255V257H231L232 259H234L236 262H237V264H245L246 263V261L247 262H250L249 264H264V261H262V262H257L255 259H253V258H250V260H248L249 259V257H247V259H245ZM252 257V256H251ZM69 258H67L66 259V261L65 262H67V263H70V264H81V261L79 262V258H76L75 259V257H73V260H71L72 262H69ZM258 260V259H257ZM247 264V263H246Z\"/></svg>",
	"mask_w": 264,
	"mask_h": 264
}]
</instances>
